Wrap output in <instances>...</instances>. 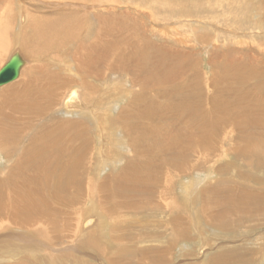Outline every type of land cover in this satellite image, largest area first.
Masks as SVG:
<instances>
[{
	"label": "rangeland",
	"instance_id": "1",
	"mask_svg": "<svg viewBox=\"0 0 264 264\" xmlns=\"http://www.w3.org/2000/svg\"><path fill=\"white\" fill-rule=\"evenodd\" d=\"M212 1L107 0V3L105 1L94 3L92 1L93 4H91L90 0H0V23H3L2 18L5 14L4 21H8L10 29V47L5 59L0 62V69L16 52L20 53L22 57L25 55L28 59H25L26 65L21 74L22 76L16 82L0 88V93L10 87H21L25 80L33 81L36 77L42 78L37 79L36 82L49 84V81H46L45 74H40L37 71L41 70L46 73L50 71L49 74L60 75L71 80L72 83L67 87L66 94L68 90L70 91L73 88L72 85L83 90L81 92L88 93V95L91 93L92 95L96 94L94 90L98 94L96 95V98H98L96 100L87 101V99L84 100L82 98V100H78L83 104L86 103L84 104L85 106L83 105L84 109L79 110L81 111L80 113L79 111L76 112L78 107L72 109L70 112H64L61 104L56 107L52 116L57 121H77L85 123L90 127V138L93 140L90 153H88L84 161V166L78 172V174L85 172V180L80 181L81 186H76L75 189L73 188V200L69 204L72 212L71 225L73 228L68 229L70 233H66L64 238L54 243L50 239H47L50 238L49 236L43 238L40 234L36 233V229L29 230L23 226H6L4 227L6 228L4 231L0 230V264H264V226L259 227L257 226L258 224L254 225L249 223L247 219L248 225L245 223L242 224L243 222H241L233 224L234 227H230V216L225 213H222L224 214L223 219L228 227L224 223H220L221 226L213 225L217 222L215 221L211 224L203 216V208L207 201H209L208 204L210 207L211 204H215L214 209H219L220 207H216V204L222 201L223 206L230 205V201L226 195L229 194L230 196L231 193L232 196H237L240 192H248V194L253 192L254 194L259 193L264 196V165L261 166L257 162H254L253 166L250 167L248 165L250 164V160L246 156H241L240 159L235 157L237 156L236 151L240 152V149L236 147V143L242 141L243 148H247L249 142H247L245 137H238L236 129L232 130V124L226 128V132L223 134L225 137L217 136V156L215 158H208L205 161L207 165L195 169L206 170V172L187 173L183 175V180L179 177L175 183V187L167 194L168 182L160 185L166 179L165 176L163 177L165 172L157 170L158 172L155 171L153 174L156 179L154 185H160L157 192L155 189L152 190V186H149V189H151L147 193H143V190L139 194L130 192L128 197L122 198V196L120 197L121 201L119 200L120 203L117 202L119 204L128 202L129 207H119L120 210H117V212L114 206L107 208L105 211L99 204L100 198L98 196H100L104 186L109 189V183H112L113 180L121 176L122 172L128 168V162L130 160H135L137 163L136 167L142 171L145 166L141 168L138 164L141 161H146L150 157H155L150 156L149 153L146 154V151H143L145 153L142 154V157L139 156L137 154L138 151H136L137 147L129 145L130 143L132 144L130 140L133 141L135 137L133 138V136L127 135L125 123L122 124L121 121H116L122 110L129 106L130 103L139 102L142 106H148L149 104L143 103L144 101L143 99L140 100V97L144 94L150 96L151 89H157L154 85L163 86L162 89L168 86L171 88L173 84L177 87V83H182L183 80H187V83L190 85V82L196 79L194 77L198 76L200 77L198 79L199 85L203 86L199 91L203 93L201 96L205 97L207 95L209 106L212 107L214 103L220 104V106L230 107L234 112L238 109L244 112L257 110L255 107L252 108L249 105L244 109L234 105V95H232L230 89H226L225 87L229 85L226 75L234 73L238 66L243 67V65H247L248 68L253 67L257 71L264 70V5H261L264 4V0ZM196 2L202 3L194 9ZM153 8L155 10L152 11ZM62 13L91 16L87 20V26L93 23L94 27L92 26L91 30L85 32L82 38L84 41L81 40L83 43H80V41L75 43V41L70 40L68 41L71 43L70 47L59 48L64 45L58 41L55 46L43 47L44 51L36 50L31 52V48L25 43L24 45L29 50L23 44L17 42L16 36L19 31L18 25L20 18L16 17V14L25 15L28 21L30 14L57 18L61 17ZM11 14H13L12 22L8 19ZM94 16H101L106 32L109 28H111L110 31L114 30V38L110 39L109 42V38L106 36L103 39L104 43L99 44L101 45V49L95 50L96 52L92 53L94 61H99L100 54H103V60L107 59V65L112 60L119 58L116 52L115 54L113 52L117 48L113 49L111 46L110 43L112 40L116 47L121 45L120 53L124 51L126 56H131L130 58L124 57L129 59L125 64L122 63L123 66L127 65V69L124 70L125 72L120 71L113 75L107 74V76L104 74L103 76L106 77L97 80L98 82L89 79V72L88 74L84 73L82 68L78 67L79 63L73 54L75 50L77 51L79 44L90 46V43L93 44L96 41L99 24H97ZM25 22H20V24L24 25ZM109 24L113 26L111 27ZM134 27L136 28L133 29ZM22 36L24 35L22 34ZM98 42L97 40V46H99ZM72 51L73 53H71ZM105 51L106 53L104 54ZM138 51H144L145 58L148 57L149 60H147L151 63L147 62L144 56L141 57L142 60L138 59L141 54L136 58L135 54ZM105 55H108L109 58ZM255 60L257 63H254ZM100 64L102 63L100 62ZM182 64L185 66L183 67ZM65 65H70L71 71L73 72ZM32 69H36L37 75L35 74V70ZM157 71H159L158 77L161 79L153 77V75H157ZM174 71L175 73L179 72L178 75ZM180 71L182 74H180ZM186 71L187 73L184 75L183 73ZM75 73L81 77L76 78ZM86 76L88 77L86 78ZM147 77L155 79L153 81L151 79L147 80ZM69 80H64V83H68ZM135 81H137L139 86ZM144 83L148 89H151L148 91L146 87V89H142ZM206 83L208 84L206 85ZM157 96L159 97L158 93L155 97ZM208 96H210V100ZM158 97V101L160 100L159 103L163 107L167 106L165 111H161L162 115L168 116L169 112H171L170 115H173L179 111L175 108L178 107L177 105H174L175 107L172 105L173 103H178L175 99H180V97L175 99L164 98L162 100ZM135 99L137 102L134 101ZM97 100L104 103L101 104L100 102L95 105L98 110L96 111V116H93L90 113L93 108L88 107L87 109L86 106L92 103L94 104ZM113 100H116V104L114 105H112V102H115ZM147 100L148 102L151 100V103H153L152 99ZM227 103L229 105H226ZM202 104H206V102L203 101ZM157 105L155 104L153 107L156 108ZM133 106L136 110V106L138 105ZM190 106L191 104L189 103V108L183 111L181 110L180 114H185L191 122L192 116L189 114V110H191ZM107 110L108 112H113L111 114L108 113L109 115L106 117L105 111ZM252 113L254 117L251 116L249 117L250 119L263 118L261 112ZM186 116L184 117V122L187 119ZM105 120L108 121L106 123L107 125L104 124ZM96 121H101L100 123L103 124L100 126L106 128V131L99 129ZM115 128L120 130L118 134V141L120 142L114 141V137L112 138L111 136L112 134L114 135ZM241 128L239 126L238 130ZM165 129L163 133L171 130L170 128ZM195 130L191 127L185 133V135L187 134V140L193 134L198 133ZM171 131L172 133L176 132V130L174 132L173 130ZM97 134L102 135L101 139H99L100 137ZM105 134L108 137H105ZM116 143L119 145L116 146ZM127 145L129 148H127ZM190 147L192 149H199L201 146L194 143ZM148 148L153 152L158 151L156 147V150L150 146ZM100 150H102V153ZM113 153L116 155L114 156ZM230 153H233L235 156ZM190 158L191 161L189 163L187 161L184 162L187 166L194 164L195 160H204L202 157L197 159L193 155ZM0 159V166H3L5 164L3 162L4 156L0 155ZM165 166L166 168L168 167L167 165ZM130 167L132 168V166ZM170 169H172L173 173L175 172V169ZM161 170H164L163 167ZM245 175L247 176L245 177ZM247 177H250V179ZM77 180L81 179L77 178ZM104 180L107 181L105 184L103 183ZM146 180L147 178L143 181ZM147 181L149 182L151 179L149 178ZM259 181L263 185L259 184ZM78 182L74 181L76 184ZM184 183H190L193 186V188H190L191 191L193 189L192 194L185 189ZM82 187L84 191L81 189ZM161 190L163 191L162 195ZM211 190L214 194H212L210 201L209 198L211 196L209 195L212 192ZM227 190L229 192H223ZM172 198L178 202L176 204L178 210L175 211V216L179 217V219L181 216L186 226L184 228V231L186 230L185 235H182L181 239L178 241L175 240L174 242L168 238V232H165L163 229L174 215L172 213L161 214L163 204L166 205ZM261 203L259 205L264 209V201ZM134 204L136 205L134 206ZM242 205L247 213H249L248 209L255 207V205L249 203ZM242 207L238 209V205L235 207L233 205L230 208L241 210ZM138 208L139 210L137 211ZM165 211L168 212L166 209ZM88 215H100L99 222L91 228L90 232H83L82 222ZM6 218L7 216L2 215L0 216V221ZM116 219V223H119L120 227H122L121 229L116 227L114 229L119 231V235L118 233H114V235L110 234L112 233V225ZM253 219L258 222L264 219V215L254 217ZM101 225L102 228H100ZM100 229L104 231V234H101ZM157 232L164 236H158ZM121 234H124L123 236L127 238L133 237L136 239L127 242V245H118L119 243L115 239ZM54 235L52 233L51 237ZM112 238L114 239L112 240Z\"/></svg>",
	"mask_w": 264,
	"mask_h": 264
},
{
	"label": "bare ground",
	"instance_id": "2",
	"mask_svg": "<svg viewBox=\"0 0 264 264\" xmlns=\"http://www.w3.org/2000/svg\"><path fill=\"white\" fill-rule=\"evenodd\" d=\"M92 1L94 3H99L103 1L106 2L107 0H103V1L90 0L91 4H93ZM110 2L114 3L113 1ZM212 2L215 1L213 0ZM201 3L202 2L200 3L196 2L194 4V9L197 6H200ZM78 6H82V5H78ZM69 7H73V6H69ZM153 10H155V8H153L152 11ZM12 15L13 14H11L8 17L9 21L11 22L13 18ZM4 17L5 14L2 18L3 23H0V62L5 59L8 53V49L10 47L9 23L7 20L4 21ZM16 17L20 18L18 25L19 31L17 33L16 40L17 42L23 44V46H25L24 45L25 43L29 48H31V52H34L36 50L44 51L43 47L55 46L58 41L64 45V46H60L59 48L70 47L71 43L68 42L70 40L75 41V43L77 41H80L81 43L82 42L81 40H83L82 38L84 37L85 32L91 30L92 26L94 27L93 23L92 25L87 26L88 24L87 20L91 18V16L81 15V14L62 13L61 17H57V18L47 17L45 15L37 16L30 14V16H28L29 17L28 21L25 15L16 14ZM95 19L97 21V24H99V26L96 24L99 28L97 39H95L96 41L93 44L90 43L89 44L90 46H84L83 44H79L77 51L75 50L76 53L75 52L73 53V51L71 53H73L74 56L76 57V61L79 63L78 67L82 68V71L84 73L88 74L89 72L88 74L89 79L97 81L100 80L102 77L105 78L107 74L113 75L114 73H118L120 71L125 72L124 70L127 69L126 67L127 65L123 66L122 63L125 64V62L129 60L126 58H130L131 56H126L123 50H122L123 52L120 53L121 45L116 47L112 40V42L110 43L111 46L113 47V49L117 48L115 49L116 51L113 50L112 51L114 52V54L116 52L119 58L112 60L107 65L106 64L107 59L103 60L104 58L103 54L99 53L100 54L99 61H94V59L92 58L93 56L92 53L96 52L95 50L101 49V45L99 44L104 43L103 39L106 36H108L110 42V39L114 38L113 35L114 30L110 31L111 28H109V30L106 32V28L102 23L101 16H97L95 17ZM20 22L21 23L25 22V23L24 25H22L20 24ZM109 25L111 27L113 26L112 24ZM135 28L136 27H134L133 29ZM22 34L24 36H22ZM97 40L99 41L98 42L99 46H97ZM26 49L29 50L27 47ZM71 50H73V48H71ZM105 53L106 51L104 52V54ZM140 54L141 56H139L138 59H141L142 56H144L145 58L144 51H138L135 54L136 55L135 57L137 58V56ZM108 55L105 56L109 58ZM22 58L24 59L26 65V60L28 59L26 58L25 55ZM145 59L147 60L148 57ZM148 60L147 62H150ZM100 62L102 64H100ZM255 62L256 60L254 61V63ZM182 66L184 67L185 65L182 64ZM67 68L70 69L71 71L70 65L67 66ZM23 69L20 72V77L22 76L21 74L24 71ZM255 69L253 67L248 68L247 65L245 66L243 65V67L238 66L235 72L232 71L234 73L226 75L227 77L226 79L228 80L227 83H229V85L225 88L230 89L232 95H234L233 97V99H235L234 105L240 106L243 109L249 105L252 106V108L255 107L257 109L251 112L249 111L244 112L243 110L240 109L234 112L230 107H224L223 105L220 106V104H215V103L212 105V107L209 106L207 102V95H205V97L201 96L203 93L199 91V89L203 88V86L199 85L198 79L200 77L198 76L194 77L196 79H193L190 82L191 83L190 85L189 83H187V80L186 81L183 80L182 83H177L178 84L177 87H175L174 86L175 84H173L171 88H169L168 86L167 88L162 89L163 86L160 87V85L159 86H156L157 84L154 85L155 87H157V89L149 88L151 89V93H149L150 96L148 94L143 93L144 95H141L140 97V100L143 99L144 101L143 103L149 104L148 106H142L141 103L136 101V99L134 101H136L137 103L131 104L129 102L130 105L128 104L129 106L125 107V109L122 110L116 121H121L122 124L125 123V131L127 135L136 138V139L134 138L133 141L129 139L130 142H132V144L130 142H129L130 144L129 143L128 144L137 147L136 151H138L137 154L139 156L142 157V154L145 153L143 151H146V154L149 153L150 156H155V157L154 158L150 157L147 160L144 159L146 161L144 162L141 161V163L138 164L139 166H141V168L145 166L143 167L142 171H140L136 167L137 163L135 160H130L128 162L129 164L128 168L122 172L121 176L113 180L112 183H109L110 184L109 189L108 187L104 186L103 191L101 192L100 196H98L100 198L99 204L101 205L102 209L106 211L107 208L114 206L117 212V210H120L119 207L127 208L129 207L128 202L119 204L120 197L123 196L122 198L124 197L126 198V196L128 197V194L130 192L139 194L142 192V190L143 193H147L151 189V188L149 189V186H152V190L155 189L157 192L158 188H160V185H163L165 182L166 183L168 182L167 184H169L168 188L166 189V192L168 194L170 190H172V188L175 187L176 185L175 183L179 179V177L180 179L183 180L184 179L183 175L187 173H197V172L199 173L200 171L206 172V170H195V169H199L204 165H207L205 161L208 158H213V157L215 158L217 156V150H218V148L216 147L217 136L220 137L224 136L223 134L226 132V128L230 127L231 124H232L231 127H233L232 130L236 129L238 137L239 136L245 137L247 139V142H249V145L247 146V148H243V142L238 141L236 143V147L240 149V152L236 151L237 156H235L233 153L230 154L234 155L237 159H240L241 156H246L248 160H250L249 162L250 164H248L250 167L253 166L254 162H257L261 166L264 165V70L257 71V69L256 70ZM32 70H35L36 75H37V71L40 74H45L46 81H49V84H46L45 82H36L37 79H42L40 77H36L33 81L25 80L21 87L19 86L10 87L0 93V155L4 156L3 162H5L3 166H0V216L2 215L7 216L6 219L0 221V230L4 231L6 229L4 227L9 225L17 226V227L23 226V227H27L29 230L36 229V233L40 234L43 238H47V236H49L50 238L47 239L48 240L50 239V241L55 243L61 240L62 238H64L66 233L69 232L68 229L73 228V226L71 225L72 212L69 204H71L70 202L73 200V192L75 187L81 186L82 184L80 183V181L85 180L86 177L85 172L81 174H78V172L81 171L84 166V161L86 160V156H88V153H90L93 140H91L90 138L91 135L90 133L91 131H89L90 127L85 123H80L77 121L76 122L57 121L54 118H52V116L55 112L56 107L60 106L61 104L62 107L64 108V112L65 111L70 112L72 109L76 107H78L76 112L79 110H83L84 109L83 105L86 103L83 104L78 100L79 99L80 100L87 99V101H91L94 99L96 100L98 99L96 98V95L98 94L97 91L94 90V87L93 90L96 92V94L92 95L91 93L90 95H88V93L86 94L81 92L83 90L76 88L74 85H72L73 88H71L70 91L68 90V93L66 94L67 87L70 86V83H72L71 80L62 77L60 75L58 76L56 74H49L50 71L49 73H46L45 71H41V70H37V71L36 69H32ZM158 72L159 71H157V75L155 76L153 75V77L157 78ZM178 73L176 72L175 74L178 75ZM186 73L187 71L184 72L183 74L185 75ZM104 74L106 76H103ZM180 74H182L181 71ZM191 75L193 74L191 73ZM75 77L80 78L81 76L75 73ZM87 77L88 76H86V78ZM155 78L147 77V80L151 79L153 81V79ZM158 79L161 78L158 77ZM64 80H69V82L64 83ZM156 81L158 80L156 79ZM135 82L138 85L137 81ZM207 84L208 83H206V85ZM143 86L142 89L145 87L147 88V85H145V83L143 84ZM149 89L147 88V91ZM153 91L155 92L153 93ZM157 93L160 98L158 96L157 97L161 100L164 98L175 99L180 97V99H175L176 101H178V103L176 104L173 103L172 105V106L177 105L178 107L175 106L174 107L177 108L179 111L175 113L173 112L174 113L173 115H170L171 112H169L170 116L168 114H167L168 116L162 115L161 111L163 110L165 111V109H167V106L163 107L159 103L160 100L158 101L157 97H155ZM100 96L103 97L102 95ZM147 99H152L153 103H151V100L149 101L150 102L149 103ZM208 99L210 100V96H208ZM113 101L115 102L111 101L112 105L116 104V100ZM203 101L206 102V104H202ZM100 102L101 104L104 103L100 100H97L96 102H94V104L93 103L89 105L87 104L88 105L86 106L87 109L88 107H91V109L93 108L90 112L93 114V116H96V111L98 110L95 105ZM189 103L191 104L190 106L191 110H189V114L192 116L191 122L185 114L183 113L180 114L181 110L183 111L189 108ZM155 104H158L156 108L153 107V105ZM133 105H138L136 106L137 108L136 110ZM226 105L229 104L227 103ZM80 112L81 111H79V113ZM105 112L107 117L109 115L108 113L111 114L113 111L108 112L107 110ZM252 112L254 113L261 112L263 118L250 119L249 117L253 116ZM185 116L187 117V119L184 122ZM143 120H148V121H144L146 122L144 123ZM100 122L101 121H96L98 128L105 130L106 128H104L103 126L102 128L100 126L101 124H103ZM106 123H108V121L105 120L104 124L107 125ZM239 126H241L242 128L238 130ZM191 127L194 130L197 129L195 130V132L198 133L193 134L190 137V139L187 140L186 138L187 134L185 135V133H187L191 129ZM164 128L166 129L170 128L171 130H173V132L175 130L176 132L172 133L171 130H167L165 133H163ZM119 133L120 130L118 128L117 129L115 128L114 131L115 136L113 134L111 135L112 138L114 137L115 139L114 141L120 142L118 141ZM97 135H99L100 137L99 139H101L102 135L100 134ZM105 137H108V135L106 136L105 134ZM193 142L195 144L200 145L201 147L199 149H192L190 146L194 144ZM118 145L119 144L116 143V146ZM149 146L151 148H154L155 150L157 148L158 151L156 150V152L155 151L153 152L151 149L149 148L147 149V147ZM127 148H129L128 145ZM100 152L102 153V150H100ZM103 154L102 156L104 157L105 154L104 155ZM113 155L115 156L116 154L113 153ZM192 155L196 156L197 159L199 157H202L204 158V160L203 161L195 160L194 164L192 165L190 164L189 166H187L186 163L184 164V162L187 161L189 163L191 161L190 156ZM165 165H167L168 167L166 168ZM130 166H132V168ZM162 167L164 170H161ZM170 168L175 169L174 172L175 174ZM85 170H87V168H85ZM157 170L161 172L163 171L165 172L163 174V177L165 176L166 179L162 178L164 179V181L160 185H154L156 179L155 176H153V174ZM246 176L247 175H245V177ZM77 178H80L81 180H77ZM145 178H147V180H149L150 178L151 181L149 182L147 180L143 181ZM247 178L250 179V177ZM74 181L77 182L79 181L78 182L79 185L74 183ZM106 182L107 181L104 180L103 183L105 184ZM259 184L263 185V183H261L260 181ZM184 187L189 193L191 192L192 194L193 189L191 191L190 188L191 187L193 188V186L190 185V183L189 184L184 183ZM81 189H83V187ZM162 192L163 191L161 190V195ZM223 192H229V191L227 190ZM210 193L211 194L209 196L211 197L209 198V200L211 201L212 194H214V192L212 191ZM226 196L230 202L232 201L231 203L229 202L230 205L228 206H223L222 205L223 201L219 204L218 203L216 204L217 205L216 207H220L219 209H214L215 204H211L210 207L208 204L209 201H207V203L204 205L203 216L207 219L208 222L213 224L216 221L217 223L213 225L221 226L220 223H224V225L226 226L227 224L224 222L223 219L224 214H222L225 213L230 216V220H229L230 227H234L233 224H237L241 222H243L242 224L245 223L247 225L249 223H252L254 225L258 224L257 226L259 227L264 226V219L258 222H256L253 219L254 217L264 215V209H262V207L259 205L262 204L261 203L262 201H264V196H262L259 193L254 194L253 192L249 194L248 192L247 193L240 192L237 196H232L231 193L230 196L229 194ZM177 203L178 202H176L175 199L172 198L171 201L168 202L166 205L163 204L162 207L163 211H161V214L172 213V215H174V217L169 221V223L165 225L163 228L165 232H168L167 236L172 242L181 239L182 235H185L184 233L186 231V230L184 231V228H186V226L181 216L180 219L179 217L175 216V211L178 210L176 206ZM245 203L253 204L255 205V207H251L250 209H248L249 213H247L245 208L242 207L243 206L242 204ZM135 205L136 204H134V206ZM233 205L234 207L238 205V209H240V207L242 208L241 210L230 208ZM165 209L168 212H166ZM138 210L139 208L137 209V211ZM93 214L95 215V213ZM117 215L119 214L117 213ZM99 216L88 215L87 218L82 222L83 232H88V231L90 232L91 228L96 226V224L99 222ZM117 219L114 221L112 225V230H111L112 233L110 234L114 235V233H118L119 235V231L114 230L115 227L120 229L122 228L120 227L119 223H116ZM247 219L249 220V223ZM100 228H102V225L100 226ZM100 230H101V234H104V231H102V229ZM52 233L55 234L53 237H51ZM157 234L158 236H164L159 232H157ZM123 235L124 234H121L117 239H115L117 243H119L118 245L121 244L123 245L129 241H134L136 239L133 237L127 238L126 236ZM113 239L114 238H112V240ZM110 240H111V236H110ZM147 241L149 242V240Z\"/></svg>",
	"mask_w": 264,
	"mask_h": 264
},
{
	"label": "water",
	"instance_id": "3",
	"mask_svg": "<svg viewBox=\"0 0 264 264\" xmlns=\"http://www.w3.org/2000/svg\"><path fill=\"white\" fill-rule=\"evenodd\" d=\"M24 66L25 61L20 53H14L0 69V88L18 80Z\"/></svg>",
	"mask_w": 264,
	"mask_h": 264
}]
</instances>
